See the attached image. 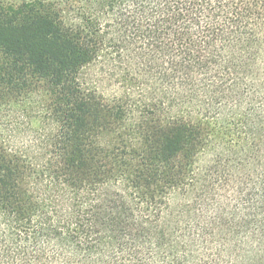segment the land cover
Listing matches in <instances>:
<instances>
[{"label":"trees","instance_id":"obj_1","mask_svg":"<svg viewBox=\"0 0 264 264\" xmlns=\"http://www.w3.org/2000/svg\"><path fill=\"white\" fill-rule=\"evenodd\" d=\"M0 264H264V0H0Z\"/></svg>","mask_w":264,"mask_h":264}]
</instances>
